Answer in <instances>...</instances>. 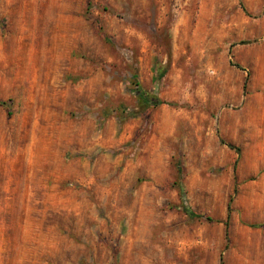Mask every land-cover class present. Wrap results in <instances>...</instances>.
<instances>
[{"label": "rangeland", "instance_id": "rangeland-1", "mask_svg": "<svg viewBox=\"0 0 264 264\" xmlns=\"http://www.w3.org/2000/svg\"><path fill=\"white\" fill-rule=\"evenodd\" d=\"M0 100V264H264V0H0Z\"/></svg>", "mask_w": 264, "mask_h": 264}, {"label": "trees", "instance_id": "trees-1", "mask_svg": "<svg viewBox=\"0 0 264 264\" xmlns=\"http://www.w3.org/2000/svg\"><path fill=\"white\" fill-rule=\"evenodd\" d=\"M165 71H166L165 67H163V68H157L156 67L155 68L154 81L157 82L164 75ZM133 78L134 79L136 78V74L133 75ZM133 85L135 86V94H136L137 101H138V103H137L138 104V108L141 111H145V110H147L148 108H151V107H156L157 105L162 103V101L158 97L152 96V95L146 93L145 91H143L141 89L140 84L138 82H136V81L133 82ZM0 105L6 106L7 102L4 101V100H0ZM228 207H229V203H228ZM182 209L189 216H192V217H195V218H199V219H206V220H209V221H214V219L212 217L204 216V215L192 212L191 210H189L185 206H182ZM228 217H229V214H227V218ZM227 218H226V221L224 222L225 226H226V234H228L227 233V227H228Z\"/></svg>", "mask_w": 264, "mask_h": 264}]
</instances>
